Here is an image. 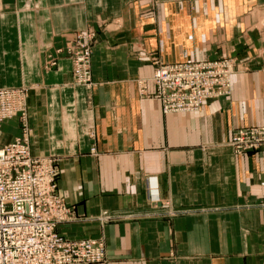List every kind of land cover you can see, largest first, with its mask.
Here are the masks:
<instances>
[{
    "label": "crops",
    "instance_id": "1",
    "mask_svg": "<svg viewBox=\"0 0 264 264\" xmlns=\"http://www.w3.org/2000/svg\"><path fill=\"white\" fill-rule=\"evenodd\" d=\"M87 27L90 89L59 51ZM220 57L237 62L230 94L165 113L155 61ZM23 84L32 153L60 158L59 192L80 218L61 233L107 245L93 264H264V152L230 145L264 125V0H0V88ZM20 132L7 120L2 142ZM103 211L131 216L87 219Z\"/></svg>",
    "mask_w": 264,
    "mask_h": 264
},
{
    "label": "built area",
    "instance_id": "2",
    "mask_svg": "<svg viewBox=\"0 0 264 264\" xmlns=\"http://www.w3.org/2000/svg\"><path fill=\"white\" fill-rule=\"evenodd\" d=\"M91 50L78 59L90 82ZM236 64L230 58L180 63L157 62L153 75L165 113L193 112L206 103L229 95ZM79 72V71H78ZM141 92L148 95L145 85ZM20 116L24 134L3 143L2 124ZM27 108L21 88L0 89V264H90L106 258L105 244L97 239L73 240L60 226L80 219L59 192V160L35 156L25 124ZM230 145L238 155L264 152V125L236 129ZM131 215L104 211L102 224L121 221Z\"/></svg>",
    "mask_w": 264,
    "mask_h": 264
},
{
    "label": "rangeland",
    "instance_id": "3",
    "mask_svg": "<svg viewBox=\"0 0 264 264\" xmlns=\"http://www.w3.org/2000/svg\"><path fill=\"white\" fill-rule=\"evenodd\" d=\"M100 26H101V28L105 29L108 27V23L102 22L100 24ZM97 39H98L97 30L95 28H92V27H87L84 30L76 31L71 37H69L65 47L63 49L59 50L60 52H65V54L68 56V58L72 61L73 81L76 84L84 85L85 87H87L89 89L92 88L94 85L93 76H92V56H93V50H94L95 44L97 42ZM87 47H89V49L91 50V56H90L91 58H90V63H89L90 67L88 69L90 74H91L90 75L91 80H90V82L85 83V81H82L85 78V68L83 67V64H80V66H79V62H78L79 60L78 59L82 58V56L84 55L85 48H87ZM220 58L233 59L235 61V64H236V68H235V72H236L237 62L234 58H231V57H220ZM157 62H162V61H160V60L155 61V69H156V63ZM55 63H56L55 59L50 61V64H52V65H54ZM32 86L33 85H30V84H23L20 87H10V88H21L22 92L25 95V105L27 108V116H26L25 124L27 125V129H29L31 150H32V140H31L32 139V129L30 126L28 98L30 96L31 90L33 89ZM6 88H8V87H4V88H0V89H6ZM15 117H18L20 120V123H21V132L18 136V137H20V136H23L22 134H24V129H25V126L23 125L24 121L22 119H20V116H15ZM10 119H12V118H10ZM10 119H7V120H10ZM6 121H4V122H6ZM4 122H3V124H4ZM3 124H2V126H3ZM53 157L57 158L59 160V163H60L59 157H57V156H53ZM59 169H60V165H59ZM60 173H61V170H60ZM71 207H73V206H71ZM74 210H75V208H74ZM100 215H102V212L99 213L97 216L88 217L87 219L88 220H97L96 218H99ZM98 221H100V220L98 219ZM84 239H96V238H84ZM73 240H79V239H73ZM97 240H101L105 244L104 246H105V251H106V258L104 261H101V262H106L107 261V245L103 239L98 238ZM101 262H99V263H101ZM90 264H93V263H90Z\"/></svg>",
    "mask_w": 264,
    "mask_h": 264
}]
</instances>
